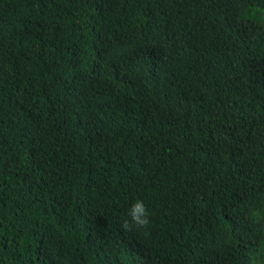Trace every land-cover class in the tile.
<instances>
[{"label":"trees","instance_id":"obj_1","mask_svg":"<svg viewBox=\"0 0 264 264\" xmlns=\"http://www.w3.org/2000/svg\"><path fill=\"white\" fill-rule=\"evenodd\" d=\"M263 10L0 0V264H264Z\"/></svg>","mask_w":264,"mask_h":264},{"label":"clouds","instance_id":"obj_2","mask_svg":"<svg viewBox=\"0 0 264 264\" xmlns=\"http://www.w3.org/2000/svg\"><path fill=\"white\" fill-rule=\"evenodd\" d=\"M129 215L131 217V222L137 225H146L148 223V213L145 208L144 202L141 200H136L130 208ZM129 221L125 220L124 225L128 226Z\"/></svg>","mask_w":264,"mask_h":264},{"label":"rangeland","instance_id":"obj_3","mask_svg":"<svg viewBox=\"0 0 264 264\" xmlns=\"http://www.w3.org/2000/svg\"><path fill=\"white\" fill-rule=\"evenodd\" d=\"M262 14H263V16H264V10L262 11Z\"/></svg>","mask_w":264,"mask_h":264}]
</instances>
